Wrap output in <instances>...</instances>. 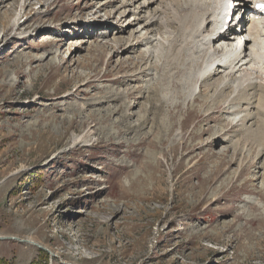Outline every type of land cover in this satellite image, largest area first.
<instances>
[{
  "label": "rangeland",
  "instance_id": "1",
  "mask_svg": "<svg viewBox=\"0 0 264 264\" xmlns=\"http://www.w3.org/2000/svg\"><path fill=\"white\" fill-rule=\"evenodd\" d=\"M46 1L27 7L26 0H0V264H264V135L258 154L239 125L243 113L207 116L202 98L175 106L192 88L178 65L190 63L165 43V30L161 42L144 41L128 54L127 44L119 47L101 31L125 28L128 37L134 29L136 43L146 35L144 11L124 8L122 0ZM171 1L165 4L176 8ZM96 15L105 24H63L84 16L97 22ZM12 16L4 32V17ZM16 22L23 23L19 29ZM23 31L27 38L20 40ZM95 43L109 48L90 50ZM152 45L153 61L167 71H154L149 84L155 80L168 104L148 114L146 97L129 89L125 100L84 104L79 112L76 104L145 84V74L127 77L145 67L139 54ZM49 51L58 52L38 62ZM73 70L92 76L84 80ZM106 113L94 126L93 118ZM144 114L146 125L130 130ZM88 127L96 133L75 142ZM223 128L236 142L224 141L221 131L214 137ZM247 149L242 169L237 150Z\"/></svg>",
  "mask_w": 264,
  "mask_h": 264
},
{
  "label": "bare ground",
  "instance_id": "2",
  "mask_svg": "<svg viewBox=\"0 0 264 264\" xmlns=\"http://www.w3.org/2000/svg\"><path fill=\"white\" fill-rule=\"evenodd\" d=\"M52 1L53 0H47L45 3V6L50 5ZM55 1L58 2L59 0H55ZM171 2H174L176 4L175 6L177 7L176 8L173 6L168 7L169 5L165 4L167 3L166 0H122V5H121L122 7L125 8L129 5L130 6L132 5L138 9V11L136 12L144 11L145 15L143 16L147 18V21L145 23V26H148L146 35H144L142 39L138 40L136 43L133 42L135 38L133 37L132 32L135 31L134 29L131 30L132 32H129L130 34L128 37H126L124 34L126 32L125 28L117 29V28L110 26L108 27L107 30L102 31V32L104 34H108L107 36H110V37L113 36V39H115V42L119 44V47H122L123 45L127 44L124 47L125 48L124 50L127 54L131 52H135V50L137 49L136 46H139V45L141 46L144 43V41H146V43H152L151 42L152 40L153 42L154 41L161 42L162 41L160 40L161 31L165 30L164 32H168L170 35L168 33L167 34L170 36V38L166 39L168 38L166 37L165 38L166 40L164 39L165 43L167 41L169 42L170 49L180 50L179 55L181 54L184 55V58L186 60L189 58L187 62L190 63L188 65L189 68H187L186 66L179 67L178 65V68L185 67L184 68L185 76L183 78L184 81L182 83H185L187 85L191 84L192 88L191 86L190 88H188L189 89L188 92L190 93L184 98V100L179 102V104L176 102L175 106L177 105L179 106L181 103L185 104L188 101L192 103V102H196L197 99H200V100L203 99V101L206 103L205 111L207 112V114L210 112L207 116L214 117L217 114H222V113L233 114V115L243 113L241 119L239 120L240 121L239 125L243 128L245 133L251 136L250 139L253 138L257 142L258 154H261L263 150V146L260 144V139L264 135V16L261 18H256V15L254 17H250V14L252 13L249 9L251 8L250 0H236L237 6H240L241 9H245V19H250V21H252V24L247 29L248 32L246 31L243 32L244 35L246 34L247 36H249L248 37L249 41H246L245 45L242 46V45H239V42H236V39L234 37L236 26L239 25L240 21L233 20L230 24L229 31H224L223 30L224 26H222V23H218L219 18H220L219 7H220V3L222 2V0H173ZM31 4H32V0H26L24 6L29 7ZM98 11H100V8L95 10L94 14L98 13ZM85 15H87V13ZM96 16H97L96 19L98 20L97 22L92 21L91 19L93 18L89 16L88 17L84 16V18L82 19L72 20L70 22L66 21V22H63V24L74 23V25H78L80 22H84V24L87 25L86 29L90 27L92 24L94 25V23L96 24L94 25L95 27L99 23L105 24L104 20H101L102 16H99V15H96ZM13 18H15V16L10 17L9 19H7V17H4L5 19L3 21V31L4 32L8 29L9 26H12L11 20ZM6 21H8L7 24H6ZM22 24L23 23L16 22L14 23L13 28L19 29V26H21ZM114 26L119 27L121 25L120 23H115ZM27 33L28 31L21 32L20 40H22V38H24L25 36L27 38ZM149 34H151L152 36H149ZM51 41L52 43H56V44L58 42L56 39L51 40ZM156 47H157L156 45H152L150 49H147V50L142 49L140 51L139 58L142 62L144 61L143 63L145 67L137 72H134V73L131 72L132 75L127 77L129 78V81L139 80L140 78L138 79L136 75L140 73L145 74V76L142 79V82H145V84L141 86L140 85L137 86V89H135V87L134 89L132 87H127L122 92H116L115 90H112L111 92L109 91L110 93L106 96L107 98H100L99 100H94V101L91 100V102H87V103L81 102L80 104H76L80 107L79 112L82 114V111L84 108L83 106H85L84 104H88L91 107V105L93 104H99L98 102L103 103L104 101H107L108 99L113 98V97H117V98L121 97L122 99L124 98L127 99L126 97L130 95V93H128L129 89L132 90L131 93L139 92L141 94L142 100L144 99V97H146L148 103H145V104L143 103L144 104L143 108L146 107L145 110L148 114L153 112V109L156 108L157 106L162 108L163 106L168 104V102L166 101L167 98L164 99L161 96L162 89H160L159 86L155 85L156 83L155 80H154L155 83L153 82V85L155 86L149 84V80L151 79L152 81L154 79L152 76L153 72L161 71L159 69H161L163 65V63H160L161 61L160 62L157 60L153 61L157 53ZM105 48H109V47L100 46L99 44L95 43L91 46L90 50L103 51V49ZM92 51H90V53ZM57 52L58 51H49L47 52V54L46 52L45 54H41L40 58L38 59V62L44 63V61L48 57L47 55L52 54V53L56 54ZM92 57H94L93 52L91 53V59ZM77 61L79 63L82 62L79 57ZM48 63H50L51 66H53V64H56L54 61H51V60H49ZM83 63L86 64L85 61H83ZM45 64L47 63H44L43 65ZM142 66L143 65H141V67ZM167 67H169L170 70H172L170 65H167ZM165 68H163V71L166 70ZM93 70L94 69L91 68V71ZM75 71L73 70V73H75V75L78 78L82 77L84 80L89 79L92 76L90 72L87 74L85 73L79 74L80 72L77 73ZM163 71H162V74H163ZM244 71H246V74L241 76V73ZM16 73H17V70H16ZM238 74H240V76ZM158 78L162 79L161 77H158ZM84 80H82V83ZM236 82H238L237 85H235ZM85 84L87 83L81 84V86H79L77 89L83 90V87L85 86ZM146 87L148 88L147 90H149L148 92L145 91ZM183 88H184V85H183ZM119 93H120V96H119ZM70 94L71 93L69 92L66 94V96ZM127 104L129 108H133L135 105L129 102ZM216 105H219V106L218 108L215 109L214 106ZM234 106H236L237 108L232 109ZM106 110H108L109 113L111 114L114 113L115 111L114 109H106ZM125 110L126 109L122 111L124 113V117L123 116L121 117L123 118L122 121H126L130 117V114ZM111 114L106 113L101 117H97V119L93 118L95 119L94 126H96V124L99 123L97 122L98 120L102 121L104 118L107 117V115L109 116ZM146 120L147 118L145 117V114H144V116H142L140 123L135 122L136 124H133V122H131L132 125L129 124L127 126L129 127L130 130L132 131L135 130L137 133V130L140 129V127L143 125V123ZM82 122L86 123V121H81V123ZM145 125L146 124H144L143 127ZM91 128L92 127H88V130L85 131L83 134L74 137V141L79 144L81 142L86 141L87 139L84 140L85 138L92 137L93 134L96 133L97 130H92ZM219 131L224 133V141L230 142V144L236 142V140L234 139V136H230L226 134L228 130L227 129L225 130L224 128L221 130L217 129L216 132L213 133L214 137L217 135L218 136L220 135L218 134ZM100 132H101V129H100ZM135 135H138V134H135ZM240 151L237 150V152L239 153L240 159H241L240 161L241 168L243 169L245 168L243 165L247 166L248 164L249 152H248V149L243 150L241 152ZM239 156L237 155L236 158ZM217 157L218 159H221L220 162L224 160L223 154L222 155L219 154ZM256 157H259V156L255 155L254 159H256ZM260 161L261 160H259V162L257 163H262ZM249 162H252V161L250 160ZM211 171L215 172V168H213ZM133 184H136L135 181H133ZM112 211H116V210H112ZM262 215L264 216V214ZM238 219L239 217L235 216L234 220L236 221ZM262 237L264 238V234H262ZM25 240L28 242H32L33 244H36L38 246H41L39 242H37L31 237Z\"/></svg>",
  "mask_w": 264,
  "mask_h": 264
},
{
  "label": "snow or ice",
  "instance_id": "3",
  "mask_svg": "<svg viewBox=\"0 0 264 264\" xmlns=\"http://www.w3.org/2000/svg\"><path fill=\"white\" fill-rule=\"evenodd\" d=\"M256 6L259 7V8L264 9V4H257Z\"/></svg>",
  "mask_w": 264,
  "mask_h": 264
},
{
  "label": "water",
  "instance_id": "4",
  "mask_svg": "<svg viewBox=\"0 0 264 264\" xmlns=\"http://www.w3.org/2000/svg\"><path fill=\"white\" fill-rule=\"evenodd\" d=\"M2 238H5V237H2Z\"/></svg>",
  "mask_w": 264,
  "mask_h": 264
}]
</instances>
